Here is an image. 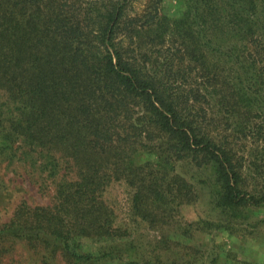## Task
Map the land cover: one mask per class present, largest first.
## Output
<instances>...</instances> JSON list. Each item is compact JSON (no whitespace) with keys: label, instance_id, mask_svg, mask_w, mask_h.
I'll return each mask as SVG.
<instances>
[{"label":"trees","instance_id":"trees-1","mask_svg":"<svg viewBox=\"0 0 264 264\" xmlns=\"http://www.w3.org/2000/svg\"><path fill=\"white\" fill-rule=\"evenodd\" d=\"M183 1L175 17L162 0H0V162L55 182L53 202L16 205L0 244L123 259L135 247L108 242L126 231L104 198L117 180L155 229L202 186L225 216L203 227L264 205V0Z\"/></svg>","mask_w":264,"mask_h":264},{"label":"rangeland","instance_id":"rangeland-1","mask_svg":"<svg viewBox=\"0 0 264 264\" xmlns=\"http://www.w3.org/2000/svg\"><path fill=\"white\" fill-rule=\"evenodd\" d=\"M162 5L165 12L175 17L185 7L183 0H162ZM54 183L29 163L0 162V224L10 218L22 200L32 206L53 202ZM104 198L114 210L115 226L126 231L123 240L108 242L118 245L131 242L135 248L128 250L123 259H105L98 264H124L125 260L143 264L146 259L152 264H212L213 260V264H264V205L252 207L248 215L234 221L230 229L213 225L203 227L205 220L220 221L225 216L213 207L207 189L202 186L198 200L183 205L176 215L179 223L171 228L155 229L132 214L131 189L123 180L112 181ZM189 222L194 224L188 226ZM81 242L86 250L92 251L101 244L88 237ZM1 247L4 250L0 249V264H66L60 256L45 263L43 251L29 247L24 241L11 245L5 242Z\"/></svg>","mask_w":264,"mask_h":264}]
</instances>
